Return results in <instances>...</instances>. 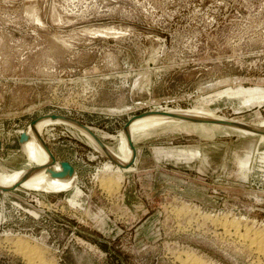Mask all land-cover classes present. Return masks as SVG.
Listing matches in <instances>:
<instances>
[{"label":"rangeland","instance_id":"rangeland-1","mask_svg":"<svg viewBox=\"0 0 264 264\" xmlns=\"http://www.w3.org/2000/svg\"><path fill=\"white\" fill-rule=\"evenodd\" d=\"M168 108L264 121V0H0L3 172L55 178L17 142L38 116L115 149L130 116ZM178 123L147 128L127 165L43 126L76 184L0 187V264H29L17 248L45 264H264L241 239L264 234V135Z\"/></svg>","mask_w":264,"mask_h":264},{"label":"bare ground","instance_id":"bare-ground-1","mask_svg":"<svg viewBox=\"0 0 264 264\" xmlns=\"http://www.w3.org/2000/svg\"><path fill=\"white\" fill-rule=\"evenodd\" d=\"M151 111H153V110H151ZM160 112L161 113H156V114H153V113L150 114L149 113V114L142 115L140 117L131 118L127 123L126 131H124V132L122 130L120 131L118 144H117L115 149L107 148L106 146H103L102 144L100 145V142L94 138V137H96L94 133H97V132L93 128L86 126L87 130H89V131L83 130L82 128H79L77 125H75L69 121L67 122L66 120L59 119V118H54V119L50 118V119L44 121V123H35L33 126L28 127L25 130L27 137L25 139H23V141L20 143V148L28 156V154L23 149V147L26 148L27 152L30 154V157L28 156V158L30 160L34 161L37 164L42 165L43 167L47 168L51 172H53V171L55 172V170H57L59 168L58 163L55 159H54L55 162H53V163L50 162L49 154H51V152L45 147L46 145L44 144V141L42 140L40 132H41V129L43 128V126H46V124H48L49 122H51V123L63 122L65 124L71 126L72 128H74L81 135H84V137L87 138V141L89 143L92 142L93 144H95L97 146L96 149L99 148V150L110 155L112 157L111 160L114 161V163H116L118 165H127L128 163L131 162V160L134 156V149H133L131 143H133L135 140H137V138L145 135L147 128H151V127H154L156 125L163 124V123H167V125L171 126V125L179 124L178 122L191 121V120L181 119V118H178L176 116L175 117L170 116L169 113H176V114L184 113L187 116H190V117L196 118V119H199V118H216V119L225 118V117L217 116L211 111H204L201 109H191L188 111V110H182V109H169L168 108V109H163ZM46 122H48V123H46ZM191 122H198V121H191ZM199 123L201 124V123H208V122L201 121ZM211 124H214V123H211ZM200 126H206V125H200ZM249 126H252V125H249ZM210 127L214 128L213 125H210ZM254 127H263V129H264V123L257 125V126H254ZM236 129L240 130L239 131L240 133H242L241 131H244V129H241V128H236ZM247 133H250V132H247ZM261 134L264 135L263 133H261ZM101 136L103 137V136H107V135L104 133ZM30 160H28L29 163H30ZM109 167H110V165L107 164L106 169H108ZM22 175L32 177V179L27 178V177H23V176L20 178H16L14 175L7 174L6 172H3L2 170H0V187H5L6 185L12 184L13 181H17V183L23 182L24 183L23 185H30V186H33V187L39 188V189L67 190L76 184V174H75L74 168H73V171L71 174H69V175L67 174L66 176H64L62 178L55 177L49 181H44L42 178L34 176V175H30V174H22ZM18 176H20V175H18ZM74 177H75V179H74ZM246 233H245V235L241 236L242 237L241 239L248 244L249 249L251 247L252 250H254L257 253H260V254H262V256H264V234L260 233V235H259L258 234L259 232H253L252 234H246ZM22 240H20V238H19L17 241L22 242ZM16 244H18V243H16ZM30 246L31 245H29L28 247H30ZM37 247L35 246V248H37ZM32 248H34V245ZM16 251H18V253L26 252V254H25L26 258L25 259L29 260L28 261L29 264H45L42 261V259H40L41 256L39 255L38 248H37V250L36 249H28V250L21 249V250H19L17 248ZM29 256L33 260H30ZM189 259H188V263H186V264H192L190 262L194 261V260H191L189 262ZM195 261H197V259Z\"/></svg>","mask_w":264,"mask_h":264},{"label":"water","instance_id":"water-1","mask_svg":"<svg viewBox=\"0 0 264 264\" xmlns=\"http://www.w3.org/2000/svg\"><path fill=\"white\" fill-rule=\"evenodd\" d=\"M149 113L150 114L151 113L156 114V113H161V112L160 111L148 110V111H142L140 113L132 115L125 121V123L123 124L121 130L123 132L126 131L127 123H128V121L131 118L140 117L142 115L149 114ZM169 115L173 116V117L176 116L178 118L185 119V120L198 121V122L203 121V122H208V123H214V124L222 125V126H225V127H228V128H241V129H244V130L246 129V130L251 131V132L263 133L264 134L263 127H252V126H249V124H247L246 122L241 121V120H237V119H231V118H220V119H216V118H199V119H196V118H192L190 116H187L184 113H181V114L169 113ZM43 118H51V119L59 118V119H62V120H66L67 122L69 121V122L77 125L79 128H82L83 130H87L86 126H84L83 124H81L77 120H75V119H73L71 117L63 116V115H59V114H45V115L38 116L34 120L30 121L29 125L33 126L37 121H39V120H41ZM87 131H89V130H87ZM26 137H27V134L25 133V131H21L19 133V136H18V139H17L18 144L20 145V143ZM94 138L96 140H98L96 137H94ZM49 160H50L51 163L55 162V160H54V158H53V156L51 154H49ZM57 163H58V167L59 168L57 170H55V172L53 171L51 173L52 176L62 178L64 176H66L67 174L69 175V174L72 173L73 167L68 162L62 161V160H58Z\"/></svg>","mask_w":264,"mask_h":264},{"label":"crops","instance_id":"crops-1","mask_svg":"<svg viewBox=\"0 0 264 264\" xmlns=\"http://www.w3.org/2000/svg\"><path fill=\"white\" fill-rule=\"evenodd\" d=\"M145 119V118H144ZM262 123H264V121L263 122H258L257 124H253L252 125V127H254V126H257V125H260V124H262ZM132 144V143H131ZM123 155V154H122Z\"/></svg>","mask_w":264,"mask_h":264}]
</instances>
